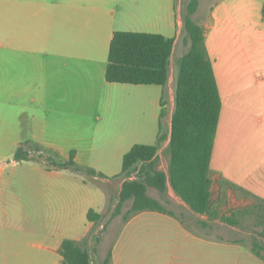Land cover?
I'll use <instances>...</instances> for the list:
<instances>
[{"label":"crops","instance_id":"0c3cea01","mask_svg":"<svg viewBox=\"0 0 264 264\" xmlns=\"http://www.w3.org/2000/svg\"><path fill=\"white\" fill-rule=\"evenodd\" d=\"M181 1L36 0L39 31L34 41L13 25L12 0H0V161L27 162L34 171L18 176L34 185L17 189L12 187L16 175L0 170V264H39V257L44 264H61L62 240L80 243L89 232L103 228L110 196L103 186L88 181L121 178L120 191L126 179L134 178L118 176L122 157L136 143L157 142L166 94L168 117L162 123L168 142L172 80L165 86L114 83L105 79V70L112 35L122 30L174 38L169 58L173 72L176 51L180 57L188 48L181 32ZM263 3L198 0L192 15L204 27V46L221 101L210 173L262 199ZM21 4L30 5L27 0ZM19 147L31 157L14 161ZM71 152L76 166L91 167L105 177L46 161L66 162ZM166 193L175 204L169 208L174 215L151 210L132 214L108 250L110 238L102 232L93 264L99 249L102 258L110 252L109 264L258 263L251 252L236 251V241L199 228L212 219L192 211L170 184ZM89 209L100 214L97 222L87 220Z\"/></svg>","mask_w":264,"mask_h":264},{"label":"trees","instance_id":"16d2710c","mask_svg":"<svg viewBox=\"0 0 264 264\" xmlns=\"http://www.w3.org/2000/svg\"><path fill=\"white\" fill-rule=\"evenodd\" d=\"M197 5L198 0H186L181 14V32L188 48L178 58L177 71L173 78L174 106L170 140L167 144V168L164 171L155 167L159 144L168 136L162 123L165 117V109L162 108L159 114L157 142L136 143L122 157L118 176L135 177L122 183L112 215L119 214L124 202L131 200L129 209L123 214L125 220L143 210L174 215L159 199L147 193V187H152L163 195L167 190V181L176 196L192 211L205 215L207 219L219 218L229 225L241 224L242 218L251 212L253 206L237 208L229 214L220 213L228 192L233 191L235 194V191H238L245 200L250 196L256 198V206L264 215V199L236 188L226 180H216L210 173L209 163L221 101L212 64L204 46V27L192 17ZM262 21L264 23V3ZM173 41L174 38L158 33L115 31L109 44L105 79L114 83L165 86L169 76ZM30 157L28 152L19 147L13 155V160H27ZM46 161L55 167H71L76 171L83 170L105 177L91 167L76 166L73 152L66 162H58L51 157H46ZM215 185L216 197L213 195ZM86 217L88 221L95 223L100 219V214L89 209ZM94 240L97 243L98 236H95ZM257 247V242H254L252 248L255 255L264 261V254L257 251ZM94 250L95 246L89 248L75 240L64 239L58 251L62 256L61 264H93ZM109 260L110 252L107 253L104 264H108Z\"/></svg>","mask_w":264,"mask_h":264},{"label":"rangeland","instance_id":"374dc122","mask_svg":"<svg viewBox=\"0 0 264 264\" xmlns=\"http://www.w3.org/2000/svg\"><path fill=\"white\" fill-rule=\"evenodd\" d=\"M30 5L28 7L23 8L22 2L24 0H12V7H11V14H12V20L13 25L15 26L16 30L19 31H25L28 32L29 38L34 39L35 41V31H39V22L36 21V13L39 15V3H35L36 0H27ZM178 2V0H177ZM186 0L181 1V9H184ZM183 7V8H182ZM34 32V33H33ZM179 50L175 53V60H178L179 58ZM177 71V63L175 65V68L173 72H171V67L169 65V76L167 82L169 83L171 80L173 82V78L175 75V72ZM166 107H165V117L167 121V115H168V109H169V100L166 94ZM167 129V127H166ZM167 144L168 142L163 140L159 144V148L156 152L155 156V167L161 170H166L167 163H168V151H167ZM0 170L4 174H9L13 172L16 176L14 177V181L12 182V187L17 189L22 188H29L34 185L29 180H24L25 178L18 177L19 175H26L33 173V169L27 162L18 163L15 165L13 161L10 160H3L0 161ZM132 177H135L132 175ZM121 178L114 180V181H88L92 182V184H96L95 186H103L105 191L110 196V201L107 208V218L103 222V228L97 230L96 232L91 231L89 232L80 242L82 246L92 247L95 246L102 236V232H105L103 236L106 238H110L109 242L106 246V250L111 247V243H113L114 238L116 236L117 231L122 227L124 222L126 221L123 218V214L129 209L131 200H127L124 202V204L121 207V212L117 215H112V212L114 210V206L117 203L118 200V191H119V182ZM147 192L149 195H153L160 199V201L169 209L172 205H175L170 199L168 194H163L162 196L160 193L155 190L152 187H147ZM234 192V191H233ZM237 193V197L228 195L226 197V201L222 205L220 209L221 214H229L231 210H235L237 208H243V207H252L251 212L247 213L244 218L241 220V224L239 225H228L225 222L221 221L219 218H215L212 220H209V226H199L201 229L209 234L210 236H217L220 237V239H227V240H234L238 244L236 245L238 252H241V254H247L248 252H251L253 256H255L256 260H258L256 264H264V261L257 257L255 255V250L252 248L253 243L257 242L258 247L255 248L257 251H259L261 254H264V215H262V211L259 207H257L258 200L253 197H249V199H244L239 195L238 191H235ZM214 197L216 196V190L214 189ZM168 200V202L164 200ZM251 204V205H250ZM175 209V206H172ZM241 219V218H240ZM95 236H98L99 240L97 243H95ZM87 240H90V244L87 245ZM104 244H102L101 247H103ZM100 249L98 250L96 256H95V262L94 264H104V259L100 256ZM32 262V261H30ZM150 264H159L156 261H150ZM39 264H44V261L39 257ZM109 264V263H108Z\"/></svg>","mask_w":264,"mask_h":264},{"label":"water","instance_id":"95a60500","mask_svg":"<svg viewBox=\"0 0 264 264\" xmlns=\"http://www.w3.org/2000/svg\"><path fill=\"white\" fill-rule=\"evenodd\" d=\"M170 130H171V128H170ZM169 140H170V136H169L168 142H169ZM167 184H169V181H167Z\"/></svg>","mask_w":264,"mask_h":264}]
</instances>
